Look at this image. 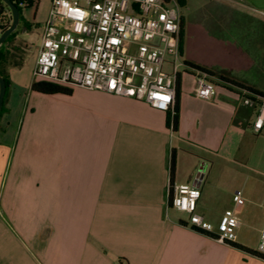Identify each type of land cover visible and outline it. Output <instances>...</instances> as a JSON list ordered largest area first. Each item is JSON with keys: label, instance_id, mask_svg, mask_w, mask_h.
I'll use <instances>...</instances> for the list:
<instances>
[{"label": "crops", "instance_id": "obj_1", "mask_svg": "<svg viewBox=\"0 0 264 264\" xmlns=\"http://www.w3.org/2000/svg\"><path fill=\"white\" fill-rule=\"evenodd\" d=\"M32 2L36 14L21 10L18 26L28 41L41 38L52 0ZM35 66L27 76L19 67L7 71L0 264H264L252 254L264 229V206L260 216L252 201L259 187H247L248 206L234 204L228 176L214 189V158L231 161L241 135L252 131L255 110L240 88L214 82L217 95L202 100L194 94L197 71L185 64L174 108L162 111L80 87L71 95L33 91ZM187 183L201 189L197 212L208 222L234 211L233 242L187 226L189 216L169 206L172 187Z\"/></svg>", "mask_w": 264, "mask_h": 264}, {"label": "built area", "instance_id": "obj_2", "mask_svg": "<svg viewBox=\"0 0 264 264\" xmlns=\"http://www.w3.org/2000/svg\"><path fill=\"white\" fill-rule=\"evenodd\" d=\"M21 8L27 0H13ZM52 0L41 34L34 78L66 87H80L145 101L151 107L174 108L180 68L182 14L176 0ZM240 2L243 0H232ZM264 16V10L257 9ZM12 22L10 9L0 2V34ZM194 94L212 100L216 86L208 74L196 72ZM244 105L255 110L252 132L264 133V97L244 92ZM199 180V178H198ZM201 189L174 185L169 206L189 217L187 226L228 244L236 239L239 219L232 209L217 224L197 212ZM236 206L246 197L238 189ZM257 253L264 261V229ZM122 264V263H120Z\"/></svg>", "mask_w": 264, "mask_h": 264}, {"label": "rangeland", "instance_id": "obj_3", "mask_svg": "<svg viewBox=\"0 0 264 264\" xmlns=\"http://www.w3.org/2000/svg\"><path fill=\"white\" fill-rule=\"evenodd\" d=\"M176 1L182 9L183 61L212 72L208 76L213 83H220L223 75L264 92V16L257 12V9L264 10V0ZM81 4L84 5L85 1L81 0ZM21 10L31 19L36 14L31 7ZM21 32L18 27L16 37L4 47L8 61L1 65V69L7 72L14 63L23 61L18 72L27 76L32 74L41 39L34 33L27 36L28 41ZM184 71L187 70L183 66L180 73ZM244 94V91L240 92L241 99ZM240 144V150H233L231 161L224 160L222 156L214 158V189L220 186L223 176H228L231 180L229 191L241 189L247 199V187L257 185L259 191L252 201L257 204V214L260 215L261 205L264 206V135L257 136L247 129L240 137ZM231 197L228 194L226 200H231ZM246 205H250L248 200ZM259 215L257 218L262 214ZM245 233L248 236L251 232Z\"/></svg>", "mask_w": 264, "mask_h": 264}, {"label": "trees", "instance_id": "obj_4", "mask_svg": "<svg viewBox=\"0 0 264 264\" xmlns=\"http://www.w3.org/2000/svg\"><path fill=\"white\" fill-rule=\"evenodd\" d=\"M0 2H2L0 0ZM32 0H27V7H30L32 5ZM20 10L22 9L20 6H19ZM183 26V24H182ZM25 28L28 29V24L25 23ZM16 37V32L12 33L9 38L7 39V41L5 42V44L0 48V74L4 76V78L6 79V84L7 85V92H6V96H5V102H6V98H7V93H8V89H9V86H10V81H9V78H8V72H3L2 69H1V65L4 64V63H7L8 61V56H7V53L5 51V46L8 42H10L11 40H13L14 38ZM23 64V61H19V62H16L14 63L12 66L14 67H21V65ZM186 65L188 66H191L193 68H196L198 70H201L202 72H205L206 74H210L212 72H210L209 70H206L205 68H201L200 66L198 65H195V64H192L191 62H188L186 61L185 62ZM220 79L224 82V83H228V84H232L233 86H236L238 88H240L242 91L248 93V94H255V95H260V96H263L264 97V92H261L259 90H256L252 87H249V86H246L245 84H241L240 82H237L235 80H230L229 78H226L225 76L221 75L220 76ZM31 89L33 91H36V92H40V93H43V94H63V95H71L73 90L72 88L70 87H66V86H63V85H57V84H53L51 82H46V81H39V80H35L31 86ZM5 102H4V106L1 110V113H0V116L4 110V107H5ZM178 106L175 107V114H174V117H173V120H172V126H173V129L174 130H177L178 128V121H179V115H178ZM175 167H176V157H175V153L173 152L172 155H171V174L174 175V172H175ZM202 232V231H200ZM253 255L260 257V255L257 253V252H252Z\"/></svg>", "mask_w": 264, "mask_h": 264}, {"label": "water", "instance_id": "obj_5", "mask_svg": "<svg viewBox=\"0 0 264 264\" xmlns=\"http://www.w3.org/2000/svg\"><path fill=\"white\" fill-rule=\"evenodd\" d=\"M1 1L10 9L12 13V22L9 28H6L0 34V48L5 44L9 36L12 33L16 32V29L20 24L21 15H22L19 6L13 0H1ZM7 85L8 84H6V79L4 78L3 75L0 74V113L4 106L5 96L7 92Z\"/></svg>", "mask_w": 264, "mask_h": 264}]
</instances>
